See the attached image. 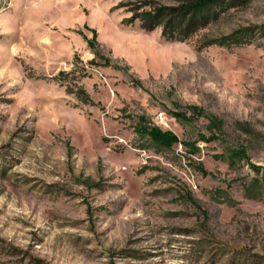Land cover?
<instances>
[{
    "label": "rangeland",
    "instance_id": "1",
    "mask_svg": "<svg viewBox=\"0 0 264 264\" xmlns=\"http://www.w3.org/2000/svg\"><path fill=\"white\" fill-rule=\"evenodd\" d=\"M121 1L0 0V264H264V0L186 40Z\"/></svg>",
    "mask_w": 264,
    "mask_h": 264
},
{
    "label": "trees",
    "instance_id": "2",
    "mask_svg": "<svg viewBox=\"0 0 264 264\" xmlns=\"http://www.w3.org/2000/svg\"><path fill=\"white\" fill-rule=\"evenodd\" d=\"M249 0H122L120 5L127 7L132 15L126 18L128 24L140 21L147 31L163 28V34L169 39L186 40L211 23L218 21L224 12ZM250 30L240 32L233 39L238 46L252 42L254 33ZM252 31V30H251ZM231 38H226V40ZM215 42H220L215 41ZM230 44V42H226ZM212 44V43H211ZM151 137L165 145L179 142L170 130L155 127Z\"/></svg>",
    "mask_w": 264,
    "mask_h": 264
},
{
    "label": "built area",
    "instance_id": "3",
    "mask_svg": "<svg viewBox=\"0 0 264 264\" xmlns=\"http://www.w3.org/2000/svg\"><path fill=\"white\" fill-rule=\"evenodd\" d=\"M163 119H164V116H162L161 120H163Z\"/></svg>",
    "mask_w": 264,
    "mask_h": 264
}]
</instances>
